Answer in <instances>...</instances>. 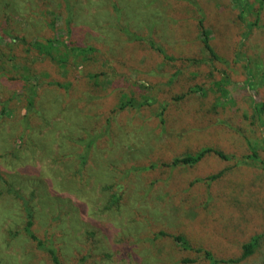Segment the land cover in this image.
<instances>
[{"label": "rangeland", "instance_id": "374dc122", "mask_svg": "<svg viewBox=\"0 0 264 264\" xmlns=\"http://www.w3.org/2000/svg\"><path fill=\"white\" fill-rule=\"evenodd\" d=\"M234 1L0 0V264H53L24 231L25 206L60 264H208L158 232L216 258L262 235L238 264H264V128L244 117L255 92L264 102V27L244 41ZM198 10L226 63L207 60ZM49 42L54 60L36 48ZM128 97L149 103L117 110ZM248 141L258 157L238 163ZM205 146L232 159L161 166Z\"/></svg>", "mask_w": 264, "mask_h": 264}, {"label": "trees", "instance_id": "16d2710c", "mask_svg": "<svg viewBox=\"0 0 264 264\" xmlns=\"http://www.w3.org/2000/svg\"><path fill=\"white\" fill-rule=\"evenodd\" d=\"M242 1H243L242 6L241 5L240 6L236 5V6L239 8L238 18L241 20L242 25H243L242 27L244 28V31H242L241 36L245 41L250 35V33L252 32L253 27H264V23H262L259 18L260 13H261L260 11L262 9L264 0H258L257 1L258 3L255 5H253L255 1L252 3H250L249 0H242ZM234 4H237V0L234 1ZM246 16H248L247 18H249L251 22L245 21ZM197 27H198L199 35H200V43H201L202 49L206 53L207 60L210 62L226 63V60L215 52L214 48L212 47L210 43L209 31L204 24V17L200 10H198ZM125 35L130 36L131 39L136 40V41L144 40L151 50L161 55L164 59L168 61L175 60L174 57L166 55L164 49L159 44H157L151 37H146L143 39L142 37L130 32L129 30L125 31ZM36 48H38L41 52H43L46 57L50 56L51 59L53 60L55 59L54 57H52L50 53V48H52L50 42L48 44L47 49L45 50L41 46L40 48L36 46ZM70 50H71L72 55L79 56V55H82L83 52L84 54H87L92 49L91 48L83 49V48L78 47L77 49L70 48ZM237 54H240V53L237 52ZM191 61L195 62L194 59H191ZM223 76H224L223 84L225 83L228 85L230 80L228 79L227 75H223ZM263 77H264V74H260V80H262ZM52 84H54L55 86L59 88H66V85H64L63 83L54 82ZM215 85L218 88H221L220 82H217ZM200 90H201L200 87H196L194 89H191L189 92L193 94H199ZM222 92L225 94L226 91H222ZM183 96L184 95H180L176 97V99H181ZM249 98H250L249 107H250L251 112L249 116H247V114H244V117L246 118V120L249 121L250 125H254V126L256 125V127L258 128H264V120H263L264 102H258L257 99L259 98V95L256 92L253 94V96ZM148 103L149 102L147 99L146 101H137L131 97H128L127 99L120 100L116 109L117 110H124L127 108L138 109V108L148 105ZM29 104H32L31 100ZM166 108H167V104L160 105V109L156 115L160 121H162L163 116L165 115V112L167 111ZM262 141H263L262 143H264V139ZM248 145L250 147L251 152L245 155V157H243V161L240 160L238 163L247 164L246 160L255 161V159L258 157L256 148L252 146L250 141H248ZM207 156H214L224 161H228L232 159V156L230 157L229 155H227L220 149L210 147V146H205V147L200 148L199 150H196L195 152L187 153L181 157H176L173 160L169 161L168 163H163L161 166L168 167V168L190 167V166L197 165ZM151 167H154V165H148L144 167V170H151ZM223 174H224V169L216 173L207 175L203 179H197L196 181L198 182L205 181L208 183L213 182L217 180L218 178H220L221 175ZM24 209L26 211L25 213L26 222H25V227H24L25 233L27 234L29 238L36 241L39 248L47 252L53 264H60L58 257H57L56 250L53 247L52 243L43 242L42 240L37 238L30 230L31 225H32L31 211L26 206L24 207ZM158 234L170 237L173 240V242H175V244H177V246L184 251H194L195 253H200L202 257L208 261V264H238L244 261L245 259H247L249 256H251L255 252V250L258 249L262 244V235H253L246 242L242 243L241 253L238 257L236 258H216L209 250L201 246H197V247L192 246L190 242L183 235H180V234L175 235V234L164 233V232H158Z\"/></svg>", "mask_w": 264, "mask_h": 264}]
</instances>
